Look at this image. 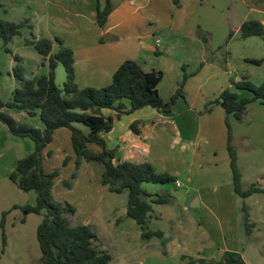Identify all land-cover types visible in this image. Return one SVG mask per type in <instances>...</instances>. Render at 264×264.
Segmentation results:
<instances>
[{"label":"rangeland","instance_id":"374dc122","mask_svg":"<svg viewBox=\"0 0 264 264\" xmlns=\"http://www.w3.org/2000/svg\"><path fill=\"white\" fill-rule=\"evenodd\" d=\"M168 3L169 6L161 8L164 18H170L167 13L170 4L176 5L171 0ZM184 3L187 4V0ZM191 6L184 7V17L200 19L198 16L201 15L212 21L223 19L221 12L204 8L191 12ZM65 7L75 12L82 11L88 16L89 10L83 5L67 4ZM180 10H174L177 11L174 21ZM64 17L63 7H53L49 3L45 8L35 0H0V19L16 23L27 20L6 45L10 52L5 50L0 40L2 101L10 100L12 91L18 86L12 74L16 64L13 55L21 58L25 78L47 72V63H41V56L30 41L46 37L50 30L60 31L58 23ZM83 19L86 21L89 18ZM158 39L163 40L162 36ZM213 41L206 59L194 51L198 46L176 45V41L173 53L163 54L160 58L164 85L169 86L175 80L180 82L183 74L186 75L183 94L187 92L193 102L194 118L190 120V128L192 131L202 130L197 138L198 145L192 148L178 144L171 146L168 136L160 139L158 147L163 150L160 152L171 159L167 172L175 180L164 184H141L149 193H166L170 197L168 203H152L151 216L145 223L146 229L160 230L162 236L141 237L140 226L126 215L127 192L115 193L102 186L101 167L97 163L81 162L76 168L70 141L67 144L64 140L60 144L64 150H57L52 144L42 152L43 169L58 171L52 186L53 199L62 203L68 198L72 202L76 213L67 215L72 224L89 220L88 226L96 235L93 244L110 255L109 264H197L203 261L226 264L223 258L228 254L239 255L243 264H264V192H255L243 198L233 191L224 138L221 140L217 136L218 130L227 134V122L242 174V188L247 189L254 184L264 190V108L258 101L251 102L242 118L237 120L233 115L225 114L219 106L210 104L224 89L249 97V92L235 86V82L242 78L255 85L261 84L264 77V35L241 38L238 34L236 38L229 39L227 36ZM161 44L163 41L159 42ZM57 46L54 43L55 49ZM251 59H260L261 62L255 64ZM59 67L63 77L64 69L61 64ZM57 71L55 69V73ZM60 80L57 73V81ZM202 83L204 86H199ZM57 85L62 86V83ZM177 101L172 109L179 111ZM209 106L211 109L207 111ZM1 111L19 123L43 129L38 113L29 115L22 109L9 107H3ZM33 150L34 142L29 137L12 134L0 120V218L2 212L8 211L4 224L6 246L0 264H40L36 228L42 215L23 209L25 205L35 204L36 192L21 190L8 178L16 161ZM66 156L70 158L64 160ZM154 166L156 172H162L157 164ZM73 172L76 177L71 179V186L66 187L63 180L70 179ZM84 198L85 201H82ZM13 205L17 207L13 209ZM243 206H246L248 221L252 224L249 234L246 232ZM21 218H24L23 222Z\"/></svg>","mask_w":264,"mask_h":264},{"label":"trees","instance_id":"16d2710c","mask_svg":"<svg viewBox=\"0 0 264 264\" xmlns=\"http://www.w3.org/2000/svg\"><path fill=\"white\" fill-rule=\"evenodd\" d=\"M177 4V0H173ZM112 10L107 0L102 7L96 8L95 20L103 27L107 16ZM24 23L27 20L23 21ZM0 19V40L6 46L19 33L22 23ZM200 34V30L198 31ZM241 38L264 35V24L257 19H247L238 29ZM232 32L228 34V38ZM204 42L206 37L201 34ZM58 49L52 52L53 40L39 37L31 40L36 52L41 56V62L47 61V72L25 78L20 63L21 58L13 55L16 61L13 67V77L18 86L12 91L11 99H0V120L6 124L9 131L17 136L29 137L34 142V150L16 161L15 167L8 174V178L23 191H35L36 200L33 205H25L27 212L41 214L42 218L36 228V239L40 249V264H109L110 255L93 244L96 238L94 231L88 225H72L67 217L75 212V208L68 202H57L53 199L52 186L57 170L45 171L42 167V152L51 142L53 134L58 128H67L75 155V167L81 162H92L100 165V184L115 193L127 192L126 215L133 219L141 228V237L162 236L160 230H148L146 220L151 216L152 203H168L170 197L166 193L152 194L145 191L141 184L151 182L164 184L175 178L166 171L156 172L149 162H133L124 160L113 162L115 148L107 145L103 134L112 128V117L105 116L103 110H115L118 115L131 113L142 107H152L161 112H170L179 98H183V85L186 75L183 74L175 92L167 101L159 95L157 84L163 73L152 69L145 71L133 59H125L116 68L110 82L100 88H80L75 81L74 55L71 48L62 44L59 37H55ZM259 64L260 59H251ZM61 64L65 80L62 86L55 82V69ZM238 89L249 92V97L241 96L228 89L222 90L217 98L210 101L212 105H219L225 114H231L240 120L248 104L258 101L264 108V77L260 85H255L246 78L235 82ZM126 100L128 107L122 102ZM18 108L29 115L38 113L43 129L17 122L12 116L1 111V108ZM211 106L206 107L209 111ZM227 127L226 152L231 175L233 191L246 198L263 189L251 184L247 189L241 186V171L237 165V153L231 144L230 128ZM130 128L137 131L135 125ZM49 154V153H48ZM66 156L64 160L69 159ZM76 173L70 174V179L63 180L66 187H70L71 179ZM17 206L13 205V209ZM247 234L251 233L252 224L248 221L246 206H243ZM8 211L1 213L0 218V257L6 246L4 224ZM24 218H21L23 222ZM226 264H243L239 255L228 254L223 258Z\"/></svg>","mask_w":264,"mask_h":264},{"label":"crops","instance_id":"0c3cea01","mask_svg":"<svg viewBox=\"0 0 264 264\" xmlns=\"http://www.w3.org/2000/svg\"><path fill=\"white\" fill-rule=\"evenodd\" d=\"M35 1L40 7L46 8L48 3L53 7H63L65 17L58 23L61 30L57 32L55 29L53 32L50 30L45 36L53 40L52 52L58 49V46L56 49L54 48V43H57L55 37H59L64 46L72 49L75 81L80 88H100L107 85L113 72L125 59L135 60L145 71L161 70L160 58L163 54H172L175 46L179 43L198 46L194 48V51L202 59H206L205 56L207 52H210L213 40L225 39L231 31L230 39L236 38L239 26L243 21L257 19L264 24V0H187V4L184 3V0H177L180 4L177 2L178 7H175L177 4L172 3L170 4L171 8H168L167 13H169L170 18L161 16V8L163 5L169 6V0H165L166 3L164 0H108L112 10L103 27L97 24L95 13L96 8L102 7L107 0ZM171 1L173 2V0ZM67 4L83 5L84 9L89 10L88 16H85L82 11L70 10L65 7ZM187 5H192L191 12L197 8L221 12L223 19L212 21L201 15L198 16L200 19L184 17L182 14H186L184 7L186 8ZM177 8L181 10L178 11V18L174 21L173 17L177 12L174 10ZM42 12L44 11L42 10ZM85 17L89 19L85 21L83 19ZM201 34L206 37V42L203 41ZM103 35L106 37L104 38ZM159 36H162L163 40L159 41ZM156 40L163 41V44L160 46L158 42V46H156ZM175 41L176 45L174 44ZM151 53H161L162 55L153 56ZM44 62L47 63L46 60ZM56 70L58 71L55 73V82L63 84L65 73L62 77L59 71V63ZM57 73L59 78L61 77L60 82L57 81ZM162 79L163 76L157 84V89L161 98L167 101L175 92L179 80H175L173 84L170 83L169 86H166ZM199 86H204V83ZM188 92L192 93L189 90ZM191 93L189 94L191 95ZM193 100H196L195 96ZM122 102L128 107L126 100H122ZM176 104L180 108L179 111L172 109L170 112H161L146 106L131 113L118 115L115 110H103L105 116L112 117V128L103 136L107 145L115 148L113 162L124 160L149 162L153 167L157 164L162 172H167L170 169L168 165L171 159L166 153L160 152V150L163 151L158 147L160 139L170 137L171 146L178 144L180 147L192 148L198 145L197 138H199L202 130L192 131L190 128V120L194 118L192 115L193 102L190 101L187 92H184V97L179 98ZM131 124L135 125L137 131L130 128ZM217 136L221 140L224 138L223 142L226 147L227 134L223 130H218ZM64 140L67 144L69 141L71 142L70 132L67 128H58L47 146L54 144L57 150H64L60 146ZM68 155L70 156V154ZM82 201H85V198ZM63 202H68L73 206L68 198ZM195 203L198 205L199 201L196 199ZM75 213L76 209L72 215ZM88 221L85 220L81 224L89 225ZM72 225H76V223ZM197 264L208 263L203 261Z\"/></svg>","mask_w":264,"mask_h":264},{"label":"built area","instance_id":"2783aa9c","mask_svg":"<svg viewBox=\"0 0 264 264\" xmlns=\"http://www.w3.org/2000/svg\"><path fill=\"white\" fill-rule=\"evenodd\" d=\"M158 42H159V41H158V40H156V42H155V45H156V46H158ZM176 185H177V186H179V185H180L178 181L176 182Z\"/></svg>","mask_w":264,"mask_h":264},{"label":"water","instance_id":"95a60500","mask_svg":"<svg viewBox=\"0 0 264 264\" xmlns=\"http://www.w3.org/2000/svg\"><path fill=\"white\" fill-rule=\"evenodd\" d=\"M103 37L105 38L106 36H105V35H103Z\"/></svg>","mask_w":264,"mask_h":264}]
</instances>
